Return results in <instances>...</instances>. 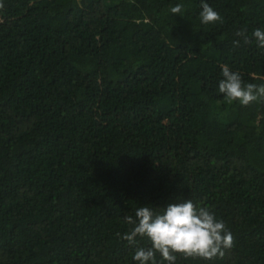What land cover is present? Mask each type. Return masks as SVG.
I'll return each mask as SVG.
<instances>
[{
	"label": "trees",
	"instance_id": "1",
	"mask_svg": "<svg viewBox=\"0 0 264 264\" xmlns=\"http://www.w3.org/2000/svg\"><path fill=\"white\" fill-rule=\"evenodd\" d=\"M0 2V264H139L123 217L187 199L234 244L176 264H264V100L218 90L264 84V0Z\"/></svg>",
	"mask_w": 264,
	"mask_h": 264
},
{
	"label": "clouds",
	"instance_id": "2",
	"mask_svg": "<svg viewBox=\"0 0 264 264\" xmlns=\"http://www.w3.org/2000/svg\"><path fill=\"white\" fill-rule=\"evenodd\" d=\"M4 4L0 2V9ZM183 5L177 4L170 10L174 14L181 13ZM199 18L202 24H212L221 20L205 0H201ZM242 38L244 44L253 40L257 46L264 48V29L256 28L251 37L245 29L235 33ZM239 40L233 41L238 47ZM222 77L218 90L224 94L229 103L238 101L240 105L264 100V84H245L239 72H233L227 65H222ZM154 211L150 206H140L135 210V217L125 215L124 223L131 225L129 232L122 239L126 240L135 251L133 260L139 264H157L156 255H160L167 264H176L177 257L185 259H202L211 261L217 256L223 257L224 250L234 244V237L222 220H218L206 207H197L190 200L170 203L166 208ZM118 237L120 233H116ZM137 237L148 241L147 247L140 246Z\"/></svg>",
	"mask_w": 264,
	"mask_h": 264
}]
</instances>
